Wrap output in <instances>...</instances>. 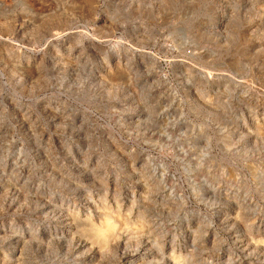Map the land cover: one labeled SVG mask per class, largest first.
I'll use <instances>...</instances> for the list:
<instances>
[{
    "label": "rangeland",
    "instance_id": "1",
    "mask_svg": "<svg viewBox=\"0 0 264 264\" xmlns=\"http://www.w3.org/2000/svg\"><path fill=\"white\" fill-rule=\"evenodd\" d=\"M0 264H264V0H0Z\"/></svg>",
    "mask_w": 264,
    "mask_h": 264
}]
</instances>
